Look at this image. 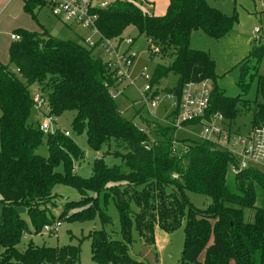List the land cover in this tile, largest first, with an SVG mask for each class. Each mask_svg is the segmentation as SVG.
Masks as SVG:
<instances>
[{"label":"trees","instance_id":"obj_1","mask_svg":"<svg viewBox=\"0 0 264 264\" xmlns=\"http://www.w3.org/2000/svg\"><path fill=\"white\" fill-rule=\"evenodd\" d=\"M142 5L152 4L116 0L98 11L97 26L116 44L127 28L136 29L150 55L168 60L167 65H156L150 85L173 73L176 85L165 92L176 100L185 84L208 82L207 110L183 128L197 131L221 114L227 130L239 133L235 121L245 113L251 116L248 129L264 126V75L254 74L260 102L227 96L216 85L210 54L189 47L195 28L220 39L232 28L235 14L227 16L206 0H170L163 15ZM22 6L33 15L45 5L22 0ZM15 34L19 39L12 40L8 64L0 62V264H78L80 244H29L24 250L18 245L24 235L41 234L45 224L95 218L99 228L82 239L90 240L91 259L98 264H144L129 254L133 230L145 245L153 246L156 229L169 234L179 227L184 242L178 264H264V169L238 170L236 157L212 140H176V128L165 122L175 116L173 108L165 124L141 117L148 128L138 129L109 95L118 87L116 70H109L81 38L60 40L44 30ZM263 55L264 46L253 47L244 62L259 61ZM238 86L247 88L243 82ZM31 87L41 94V111L34 108ZM65 111L75 112L71 133L85 134L87 147L101 153L88 178L73 172L74 162L84 158L75 140L59 129L44 133L35 118L36 112L58 117ZM43 138L45 156L37 152ZM106 156L120 162L109 166ZM58 184L75 187L80 198L66 202L55 217L49 206ZM189 194L205 196L207 206H196ZM109 201L117 210L119 237L111 228ZM20 208L28 221L20 216Z\"/></svg>","mask_w":264,"mask_h":264},{"label":"rangeland","instance_id":"obj_2","mask_svg":"<svg viewBox=\"0 0 264 264\" xmlns=\"http://www.w3.org/2000/svg\"><path fill=\"white\" fill-rule=\"evenodd\" d=\"M102 1L113 4L116 0H99V2ZM147 1L152 5H142V9L148 12L154 11L156 15H163L166 11V3L169 0ZM206 1L208 5L217 8L227 16L235 14L236 19L232 28L220 39H213L200 29L192 31L189 39V47L206 51L210 54L215 62L216 85L224 90L227 96L234 97L241 95L251 100L257 98L260 102L261 98L256 94V76L254 74L258 72V74L264 75V55L259 61L251 58L246 63L244 60L249 56V52L253 47L264 46V0ZM255 28L259 29L258 36L261 39L258 45L252 41ZM20 30L37 33L44 30L47 34L57 39L73 41L79 40V37L85 34L84 30L78 25H62L50 13L49 8L46 6L41 9H34L32 15L24 11L22 0H0V62L4 65H7L9 62L8 51L13 40L11 34H19ZM123 37L133 40V43L130 46L123 43L120 46L119 53L122 54L128 50L129 53L134 54V57L130 60L128 66L123 67L130 84H121L114 99L119 108V112L125 119L131 120L140 130L148 128L146 121L142 120V118L165 124L164 119L172 109V102L166 98L165 89L176 85L177 76L169 73L159 83L152 84L156 94L160 95V101L155 108H149L143 101L142 90L150 82L141 77V71L145 68L146 75L151 80L156 65H167L168 60L160 59L157 55H150L143 37L139 36L133 27L127 28ZM9 68L13 69V66L10 65ZM243 73H245V76L242 80L241 76ZM240 82L247 84V88H240L238 86ZM33 91L34 89L31 87L30 92L34 94L35 92ZM74 115V111H65L58 117L52 116V122L50 123L51 130L49 132H53L56 129L69 132V137H72L84 151V158L74 162L73 172L79 174L81 177L88 178L91 174L94 159L98 155H101V153L94 152L87 147L85 134L73 135L71 133V121ZM45 117L46 115H43V112H36L35 118L40 124L44 121ZM250 118V114L245 113L235 121L241 133H245L249 128ZM201 137V129L192 131L185 127L176 129L174 133V138L179 141L199 140ZM214 140L216 141V139L212 138L213 142H215ZM218 143L220 144L218 148L223 150L222 147L225 143L222 140ZM37 152L44 156L48 152L44 138ZM105 161L109 166L120 162L119 159L112 156H106ZM57 171H61V168H57ZM53 194H55V198L53 205H50L49 208L55 217L60 214L66 202L76 201L80 198L76 188L70 185H55ZM189 197L198 207L205 208L209 202L203 195L189 194ZM260 205L264 206V197ZM19 213L23 219L28 221L24 208H20ZM107 213L112 220L111 228L116 232V237H119L117 210L111 201L108 202ZM99 226L100 223L97 218L89 221H70L63 219L56 233L42 232L36 235H24L18 248L24 250L29 244L47 247L80 244L78 264H98L91 259L90 240L82 238L87 236L89 231L99 228ZM183 242V227H179L169 234L164 233L160 229H156L155 244L153 246L145 245L138 237L136 230H133L129 254L144 264H178Z\"/></svg>","mask_w":264,"mask_h":264},{"label":"built area","instance_id":"obj_3","mask_svg":"<svg viewBox=\"0 0 264 264\" xmlns=\"http://www.w3.org/2000/svg\"><path fill=\"white\" fill-rule=\"evenodd\" d=\"M50 13L64 24H75L84 30L82 42L88 48L93 49L98 56H101L106 67L115 72L116 84L118 87L110 90V97L115 99L119 87L123 83L130 84L126 71L123 67L129 65L134 54L126 50L120 54V46L124 43L131 45L133 40L124 38L116 44L112 39L104 37L98 29V11L108 6V2L99 0H40ZM264 6V4H263ZM259 29H254L253 42L259 43ZM13 40H18L19 36L11 34ZM98 49V51H96ZM141 77L146 81L150 79L146 75V69L141 71ZM210 86L207 81L199 83L189 82L183 86L181 96L178 100L174 94L166 93V98L172 102L173 110L176 109L175 116L168 122L176 129L183 128V124L191 119L202 116L209 106ZM143 101L149 108H155L160 101V95L156 94L150 83L142 90ZM34 108L41 111L43 99L41 94L36 91L33 96ZM223 117L218 114L212 123L205 124L201 127V139H216V143L222 140L225 144L222 147L237 159V169L242 170L250 166L264 169V126H256L248 129L247 132H229L226 125L222 123ZM52 117L46 116L40 124V129L47 133L51 130L50 123ZM65 135L69 132L65 131ZM235 172V170H233ZM176 178V175H173ZM61 222L54 224H45L42 227L43 232L56 233ZM64 264V263H63Z\"/></svg>","mask_w":264,"mask_h":264},{"label":"crops","instance_id":"obj_4","mask_svg":"<svg viewBox=\"0 0 264 264\" xmlns=\"http://www.w3.org/2000/svg\"><path fill=\"white\" fill-rule=\"evenodd\" d=\"M5 1V0H4ZM170 1V0H169ZM169 1H168V3H169ZM149 2V1H148ZM168 3H166L167 5H168ZM167 5H166V7H167ZM42 8H44V7H42ZM153 13H154V11H153ZM155 14V13H154ZM156 15V14H155ZM62 25L64 24V23H62L60 20H58Z\"/></svg>","mask_w":264,"mask_h":264},{"label":"water","instance_id":"obj_5","mask_svg":"<svg viewBox=\"0 0 264 264\" xmlns=\"http://www.w3.org/2000/svg\"><path fill=\"white\" fill-rule=\"evenodd\" d=\"M195 30H196V28H195ZM99 156V155H98Z\"/></svg>","mask_w":264,"mask_h":264}]
</instances>
